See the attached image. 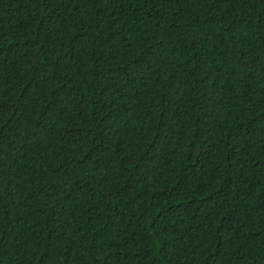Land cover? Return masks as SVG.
Segmentation results:
<instances>
[{"label": "trees", "instance_id": "1", "mask_svg": "<svg viewBox=\"0 0 264 264\" xmlns=\"http://www.w3.org/2000/svg\"><path fill=\"white\" fill-rule=\"evenodd\" d=\"M0 264H264V0H0Z\"/></svg>", "mask_w": 264, "mask_h": 264}]
</instances>
